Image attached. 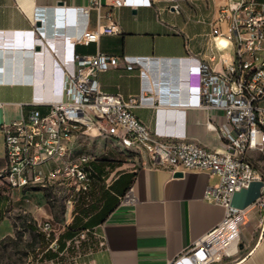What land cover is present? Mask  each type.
<instances>
[{"label": "crops", "instance_id": "0c3cea01", "mask_svg": "<svg viewBox=\"0 0 264 264\" xmlns=\"http://www.w3.org/2000/svg\"><path fill=\"white\" fill-rule=\"evenodd\" d=\"M89 1L0 0V172L5 165L3 123L25 116L33 101L45 110L61 98L63 72L76 68L67 58L71 53L145 57L144 75L138 67L122 65L99 71V89L123 98L142 95L132 111L152 131L223 151L226 137L219 127L226 122L224 111L199 107L188 75L198 60L208 61L215 70L231 63L233 46L216 44L209 24L228 0H127L121 6L100 0L99 22L114 19L120 30L84 44L76 37L98 25L94 8L82 11ZM173 2L179 3L180 13L168 8ZM87 139L83 152L96 156L91 167L98 158L106 160L95 195L109 193L117 203L102 221L86 229L97 239L76 264H187L175 260L224 216L222 206L204 198L217 175L188 170L176 176L167 167L152 165L143 150L112 137ZM247 155L262 179L233 196V206L246 209L239 246L245 252L225 258L224 264H244L252 256V264H264V209L254 205L264 182V153L248 149ZM114 161L118 164L112 168ZM31 191L10 188L0 178V227L7 208Z\"/></svg>", "mask_w": 264, "mask_h": 264}, {"label": "built area", "instance_id": "2783aa9c", "mask_svg": "<svg viewBox=\"0 0 264 264\" xmlns=\"http://www.w3.org/2000/svg\"><path fill=\"white\" fill-rule=\"evenodd\" d=\"M127 2L112 0V5ZM90 8L98 13V25L84 30L76 42L88 44L101 34L119 32L114 19L99 22L100 0H90L82 11L88 13ZM168 8L180 13L177 2ZM209 24L216 44L233 46L232 61L215 70L208 61L198 60L189 71L188 82L194 85L199 107L224 111L226 122L219 127L226 137L223 151L190 139L160 135L132 111L142 95L123 98L99 89V71L122 65L126 69L138 67L144 75L145 57H118L100 51L71 53L67 58L76 68L63 72L61 98L48 103L45 110L33 101L25 116L3 123L5 165L0 178L10 188L59 184L78 194L89 187L91 162L96 156L90 151H75L74 144L81 138L112 137L125 146L143 150L152 165L172 172L204 170L216 174L217 181L206 188L204 198L222 206L224 216L187 247L175 263L214 264L234 257L240 251V227L246 209L233 206V196L253 180L262 179L247 150L264 153V1L228 0L218 7ZM254 205L264 209V182ZM261 220L264 222V213Z\"/></svg>", "mask_w": 264, "mask_h": 264}, {"label": "rangeland", "instance_id": "374dc122", "mask_svg": "<svg viewBox=\"0 0 264 264\" xmlns=\"http://www.w3.org/2000/svg\"><path fill=\"white\" fill-rule=\"evenodd\" d=\"M88 141L81 138L78 144H74L75 151L86 150ZM77 196L68 186L52 184L37 186L19 197L7 208V219L0 227V264H76L87 256L97 239L90 230H82L68 240L66 247L55 257L44 254L47 249L54 250L52 243L76 212L81 217H85V212H91L89 191ZM244 252L240 250L232 258ZM252 258L244 264H252Z\"/></svg>", "mask_w": 264, "mask_h": 264}, {"label": "trees", "instance_id": "16d2710c", "mask_svg": "<svg viewBox=\"0 0 264 264\" xmlns=\"http://www.w3.org/2000/svg\"><path fill=\"white\" fill-rule=\"evenodd\" d=\"M96 160V159H95ZM106 164V160L103 158H98L97 162L92 165L89 177H90V184L87 190L80 191L78 193L77 198L79 197L81 192L86 193L89 191V194H91L92 202L90 204L89 210L91 212H85V217H81L76 214L72 217L71 222L66 226V228L59 233V235L56 237L54 242V250L47 249L45 251V256L52 258L55 257L59 251L63 250L66 247V242L68 240H71L75 235H77L80 231L86 230L97 224L98 222L102 221L105 216L114 208V206L117 203V199H112L111 195L103 194L100 196L98 194V197H96L95 193L96 190L94 188L95 184H100V182L103 180L100 176L102 174V169L104 168ZM118 163L113 162L111 167L114 168ZM116 180L111 184V187H114ZM37 186H32L30 189H35ZM127 189V186L124 187V190ZM82 209V208H81Z\"/></svg>", "mask_w": 264, "mask_h": 264}, {"label": "water", "instance_id": "95a60500", "mask_svg": "<svg viewBox=\"0 0 264 264\" xmlns=\"http://www.w3.org/2000/svg\"><path fill=\"white\" fill-rule=\"evenodd\" d=\"M36 25L37 26H41V22L40 21H37L36 22ZM36 48H38V47H36ZM182 174V172H180V171H176V172H174V175H176V176H180Z\"/></svg>", "mask_w": 264, "mask_h": 264}]
</instances>
